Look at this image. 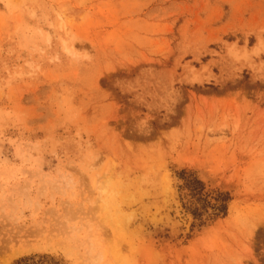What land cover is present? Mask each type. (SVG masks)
<instances>
[{"label": "rangeland", "instance_id": "374dc122", "mask_svg": "<svg viewBox=\"0 0 264 264\" xmlns=\"http://www.w3.org/2000/svg\"><path fill=\"white\" fill-rule=\"evenodd\" d=\"M0 264H264V0H0Z\"/></svg>", "mask_w": 264, "mask_h": 264}, {"label": "trees", "instance_id": "16d2710c", "mask_svg": "<svg viewBox=\"0 0 264 264\" xmlns=\"http://www.w3.org/2000/svg\"><path fill=\"white\" fill-rule=\"evenodd\" d=\"M196 181V180H195ZM221 208H222V210H226V205L225 204H223L222 206H221Z\"/></svg>", "mask_w": 264, "mask_h": 264}]
</instances>
